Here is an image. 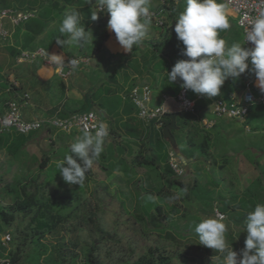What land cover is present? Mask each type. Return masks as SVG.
Returning a JSON list of instances; mask_svg holds the SVG:
<instances>
[{
	"label": "rangeland",
	"instance_id": "1",
	"mask_svg": "<svg viewBox=\"0 0 264 264\" xmlns=\"http://www.w3.org/2000/svg\"><path fill=\"white\" fill-rule=\"evenodd\" d=\"M91 1H93L92 5ZM77 5H80V7L85 6L88 11V16H91V13L95 11L94 7L97 6V0H78L75 6ZM96 10L98 11V8H96ZM105 18L108 17L105 15H100L98 20H104ZM61 21L62 18L58 21L59 26L55 25L53 27V29L56 28L58 33ZM229 21L231 27L226 31L220 32V37L226 41L227 46H231L234 43H242V31L236 26V20L232 15L229 18ZM167 24L170 25L172 22L168 20ZM83 25L87 26L88 28L87 24ZM106 31L110 32L111 36H115L113 32L107 29V22L105 20L103 26H91L93 41H90V43H87L84 47H82L83 49L85 48L84 51H86V56L91 61L89 68H79L75 70L66 80L60 79L57 76L53 77L51 80L52 83H50L54 88L52 89V94L48 91L50 88L49 84L42 85L40 87L42 90L37 92L35 91L32 97L29 96V99L32 98L34 100L37 96L43 93L44 102L50 106L51 104L55 103V101L63 100L64 97H66L65 94L68 90L69 92L72 90L71 87L76 82L74 79L80 80L81 77H83L85 78V84L87 83V80L89 81V85L84 86L85 95L83 96L84 100L82 99L83 101L86 100L85 102H87V105L92 106V101L94 100L92 94H95V97L98 99L100 98L106 101L107 109L119 107L118 101L121 100L120 98L128 97L131 90V87L128 84L130 83L128 81L129 79L125 78L124 75V63L106 64L107 69H104V67L101 69L104 73L100 74L99 70V72L95 74L97 77L91 75V70H97L98 52L96 53V51H98L97 47L103 40ZM160 31L162 30L160 29ZM60 37L64 38L62 35ZM71 47L72 48L69 49L68 55L70 57L77 56L79 47L75 45H72ZM183 48L184 46L182 44L175 46L168 53V56L164 61L165 65L171 68L178 60L187 59L182 55ZM109 63L111 62L109 61ZM154 65L157 66L159 64L155 63ZM29 67L23 65L18 71L22 72L21 76L25 80V85H27V93L28 87L30 85L29 76L32 72L31 68ZM0 76H3V74H0ZM93 79L95 80L93 81ZM124 88L126 89L124 90ZM28 95L30 94L28 93ZM5 97L7 96L0 94V98L3 99ZM35 102L38 108V99H36ZM125 103L129 104L130 102L124 101L122 105ZM95 110H98L100 112L99 115L103 116L104 118L105 116L103 114L107 116L104 111H102L103 113L100 111L99 107H96L94 111ZM136 110L137 109H135L134 112H136ZM32 111H34V109ZM260 111L264 113L263 108H260ZM105 119L109 122L107 117ZM118 120L119 119L111 120V126L115 127V125H118ZM247 121L248 117L246 118L244 124ZM229 123L232 125L233 123L235 125L237 124V122H233V120ZM256 123H258V126H264V116L260 117L258 120H251L247 122L248 128L251 129L252 132H256V135H260L259 138H261V140H264L263 130L255 131L253 129V126ZM189 124H191L192 129L198 128V123ZM189 124L183 123L179 129L174 131V138L176 140L175 147L177 150L174 146L170 147V149H173L176 153L178 152L181 154V151H183L186 146L185 133L188 130ZM52 132H55V130ZM12 134L16 133L12 132ZM38 135L39 133L37 131L32 133L31 137L22 136L21 139L26 140L33 137H38ZM41 135L45 134L43 133ZM81 135L82 133H79V136ZM130 141L131 140L126 136H121L119 139V142L123 143L124 147L125 144ZM115 145L116 141L113 140V151L110 148L106 149L105 141L104 151L101 153L100 157L94 161L91 169L89 170L90 177L95 180L91 179L87 173L89 178L85 179V182L80 186L73 185V188H65L60 186V188L57 183H49L41 190L44 198L57 197L60 195L71 196V207L76 209L75 211L79 213L78 216H71L65 225L59 226L54 233L47 234L42 240L35 243L32 242L33 237L29 228L30 217H24L21 214H16L15 220L10 225L2 224L3 232L1 233V237L6 234L11 236V242L9 245H7V249H13L19 243L25 257L26 255L32 254L35 250L42 246L45 249L44 251H46V254L42 256L41 264H59L62 259L65 260L66 264H70L71 257L75 255L78 256V260L75 264H83L84 254L90 251L92 247L95 248L93 255L96 257L99 264H134L143 254L148 251L149 248L155 247L159 248L164 256L171 258L172 264H210L209 261H216L218 254L203 252L206 247L199 244L198 237L194 233V227L197 222L204 218L215 217L216 212L222 215L225 214V216H231L232 211L230 208H228V205H226L225 202L231 201L232 198L229 197L232 194L229 193L227 196H224V190L214 189L213 185L215 184V180H213V178L207 176L205 173H200L201 175L198 177L199 180H197V184L192 186L188 191V194L190 195L189 199L185 198V193L183 191L174 190L172 193L173 198L171 200L165 199L163 201L162 211L164 217L161 219H155V221H158L157 226H161V229L157 230V232L145 231L146 228L150 229V226L154 224L149 225V219H145L146 222L145 220H141V217L144 218L146 216H138L140 218V223L138 222L137 217L134 215V208L135 205H137V201L135 194L132 192L133 189L131 186L127 185V180L124 176L120 180H116L117 178L114 179L117 166L115 164V158L112 156V154L115 152ZM29 146L30 145H28L27 148L22 151L18 150L19 147L17 148V145H13L10 150L13 152L17 149V151H14L13 153H20V157L32 155L34 156L33 159L38 162V157H40V155H36L37 148ZM128 147L131 149L130 146ZM69 148L70 147L60 146V151L57 154L51 153L49 148L43 150V152L50 154V161L55 163L54 168H57L58 164H56L57 160L55 156L62 155L65 157V155L69 152ZM261 149L262 148H259V154L257 155V158L259 159V168H264V150ZM132 150L133 149L128 152V148L124 149L123 157L126 162H129V153H134ZM39 153L40 152L38 151V154ZM64 157H62V159ZM77 162H79V160H77ZM198 163L201 162L198 160L197 164ZM161 170H163V168ZM137 171V178H144L147 174V171L145 170L137 169ZM150 171L155 174H152V182H163V178L157 177L156 169L150 168L149 172ZM188 171L189 173L186 172L184 176L180 178V181L190 186L193 183L194 174H191L193 171L189 167ZM128 173L131 174V169H129ZM107 175L111 176L109 177V181L106 183L99 182V180H106ZM61 185L66 184L64 182ZM145 185V181H138V186L140 188H144ZM155 201L158 204L161 203V199L158 197H155ZM11 203L12 195L10 194L9 190L0 188V205L4 208H8ZM91 212L93 216H90ZM223 222L227 227L225 238L226 242H228L233 237L235 230L232 228L230 221L224 220ZM147 223L149 225L148 227ZM73 226L76 228L74 231L71 228ZM154 229H156V227ZM165 235H170L171 238H164ZM63 246L65 247L64 251L61 252L62 256H60V259H58L56 250ZM31 259L34 260L33 257H31Z\"/></svg>",
	"mask_w": 264,
	"mask_h": 264
},
{
	"label": "trees",
	"instance_id": "2",
	"mask_svg": "<svg viewBox=\"0 0 264 264\" xmlns=\"http://www.w3.org/2000/svg\"><path fill=\"white\" fill-rule=\"evenodd\" d=\"M77 2L78 0H0V9H12L18 12L32 13L35 16L33 19L28 20L15 29L13 38L16 40V45L0 47V74H3V76H0V94H4L7 96L3 99L0 98V102H7V104L10 102H15L20 108L21 104H23V102L26 100V97H32L35 91H37L38 82L36 81L34 75L29 76L30 85L28 87V93L30 95H28V93L26 92L27 85H25L24 83V78H18V81L15 80L16 83L9 82L8 74L10 72L14 73L16 71H19V69L21 68V66L16 64V58L21 51H34L38 49V47H42V49L47 51L48 49L53 48L54 39L47 37L38 44V36L41 35L44 30L53 26L55 22L58 23V21L63 17L64 11L68 5H73ZM92 4L93 1H91V5ZM164 5H169L172 7L175 6V4L171 2H167ZM94 8L95 11H97V6ZM100 15H105L108 17L106 13H98V18ZM108 18H105L104 20L107 22ZM92 25L101 26L102 22L100 19H97L93 22ZM88 29L89 31H91V28H85L86 31H88ZM71 46L72 45H66L65 47H63V49L65 51H68L72 48ZM175 46L176 41L174 37H170V39L166 42L155 44L153 46V50L160 54H167ZM84 49L79 47L77 56H86V51H84ZM97 49H99V46L97 47ZM97 52L98 51H96V53ZM55 53L57 52L53 50L51 54ZM30 68L32 70L31 73L38 70V62L30 65ZM242 90L244 89L242 88ZM242 90H240L241 92H239V94L243 92ZM253 92L257 94L255 89H253ZM192 93L193 92L189 93L190 98L193 95ZM231 93V90H227L225 92V94L223 95L224 101L230 102ZM92 96L94 99L92 101V106L99 107L101 112L104 111V113L112 118L111 120L119 119L118 125H115V127L111 126V124L108 125L109 135H114V133H117L118 135H120V137L126 136L129 139L135 141L134 143L136 144L138 151L136 153H129V162H126L125 159H120L118 162H115L117 166L116 172L121 170L123 176L127 180V185L131 186V188L133 189L132 192L135 194L137 201V205H135L134 208V215L137 217L138 222L140 223V218L138 216H146L144 218L141 217V220L149 219V225H154L150 226V229L146 228L145 231L157 232V230L161 229V226H157L158 221H155V219H161L162 217H164L162 211L163 201L165 199L171 200L173 198L172 193L174 190L183 191L185 193V198L189 199L190 195L188 194V191L192 186L197 184V180H199L198 177L201 174L200 172H197L196 175L194 174L193 183L188 186L187 184L182 183L180 181V178H176L172 173L168 164V153L171 145L167 140L163 138V129L170 123V121L166 117L161 120V126H158L157 121H143V124L140 126L133 125L132 123L136 120V118H134V115H136L137 113V110L136 112H134V110L137 108L131 103V101V104L125 103L122 105L124 101L122 100V98H120L121 100L118 101L119 107H113L114 109H107L105 100H102L100 98L98 99L97 97H95V94H92ZM85 101H83L82 103L81 99L76 103L75 107L72 110L67 109V104H64L59 110H54L52 114L54 116L52 117L66 119L75 114H82L88 111H92V106L87 105V102ZM211 101H214L213 98L204 99L198 102L195 106V114L179 115L178 117H176L175 123L178 129L183 123H197V114L199 115L201 113L205 114V116L208 115L207 110L211 105ZM163 108L164 116L177 113V110L168 109L165 105H163ZM260 108L263 107L254 106L250 109L248 121L258 120L260 117L264 116V113L260 111ZM25 112L26 110L21 111V113L23 114H25ZM123 116H126L128 118L126 120L127 122L122 123ZM98 118L100 122H108L101 115L100 117L98 115ZM253 129L255 131L264 130V126H258V123H256L253 126ZM54 130L55 129L48 127L41 131L51 132ZM41 131H39L38 133H40ZM174 131L175 130H172L171 134L176 144ZM185 134L186 146L183 151H181V156L184 160H191V163H193L195 167H197L198 164H203L201 159L207 158V155L204 156L200 153L198 157L196 155V147L198 145L196 143V139L202 137L201 135L203 134V130L201 128L192 129L191 124H189L188 130ZM16 135L22 137V135H19L17 133ZM31 135L32 133L27 135V137H31ZM249 137L251 138L252 146H257L258 149L262 148L261 150H264V140H261V138H259L260 135L251 134ZM207 141L208 139L204 138V142L206 144H208ZM44 143H46V141H44ZM200 144L201 143H199V145ZM46 158L48 157H38L39 167H41L40 165L45 163ZM31 159L32 158L29 157L28 161L30 162ZM198 160L201 163L197 164ZM226 161L232 171L231 173H229V178L230 176H232L231 184L235 185L239 192V195L233 197L230 202H225L226 205H228V208L231 209L232 215L225 216L224 214V220L230 221L232 228H234L235 230L233 237L227 243L235 245L238 242L240 244L245 242L246 233L244 232V221L246 214L249 211H252L256 204L264 203V168H259V159L256 156H250L249 162L247 158L243 156H240L239 158H226ZM161 167L163 168V170H161ZM150 168H154L157 170V177L164 179L162 183L152 182V176L155 174L151 171L149 172ZM224 168V166H221V170H224ZM129 169H131V174L128 173ZM137 169L147 171V174L144 178H137ZM39 177L40 174H37L35 178L27 180V183H25L24 187L22 188H4L6 190H9L10 194L12 195V203L8 208H4L0 205V259L6 260L10 264H41L42 256L46 254V251H44L45 249L40 246L39 248L37 247L38 249L35 250L32 254L26 255L24 257L23 250L20 248L19 243L13 249H7V245H9L11 241L6 245H4L1 241V233L3 232L2 224L10 225L15 220L16 214H21L24 217H30L29 228L33 237L32 242L37 243L38 241L42 240L47 234L54 233L59 226L65 225L66 222L71 218V216H78L79 214L75 211L76 209L71 207L72 197L69 195L44 198L41 190L47 184H49V181L37 183V179ZM140 180L146 182L144 188H140L141 185L140 187L138 186V181ZM148 195H151L154 198H160L161 203L158 204L156 201H148ZM90 216H93L92 212L90 213ZM149 225L147 223V227ZM155 227L156 229H154ZM71 228L73 231L76 230L74 226ZM100 232L103 233L102 231ZM168 237L171 238L170 235L164 236V238ZM242 246V248H244L245 244H242ZM64 248L65 247L63 246L56 250L58 259H60V256H62L61 252L64 251ZM94 249L95 248L92 247L90 251L84 254V264H99L96 257L93 255ZM207 251H210L213 254H217L212 249H208ZM31 257H33L34 260H32ZM77 260L78 256L75 255L71 257L70 264H75ZM59 264H66V262L64 259H62ZM134 264H172V260L171 258L164 256L161 250L155 247L149 248L148 251L143 254Z\"/></svg>",
	"mask_w": 264,
	"mask_h": 264
},
{
	"label": "crops",
	"instance_id": "3",
	"mask_svg": "<svg viewBox=\"0 0 264 264\" xmlns=\"http://www.w3.org/2000/svg\"><path fill=\"white\" fill-rule=\"evenodd\" d=\"M218 3H220L218 1ZM68 5L64 11V14L66 12H69L70 10L76 9L82 14V23L87 24L89 28H91L93 24V20L91 19V16H88V11L85 6L80 7V5L75 6ZM184 1L181 2L178 5H175L174 7L169 5H163L160 3L159 0H150V10L155 12L162 20L163 24L162 26H157L153 23H150L148 27V33L144 41L138 45L134 46V49L130 53H126L123 51V49L119 46L118 42L115 39V36H111L110 32H105V36L101 43L99 44L98 49V66L97 70H91L92 74L97 77V74L100 70V74L104 73L103 70H101L103 67L104 69L106 67V64H115V63H124L125 69L124 75L125 78H128V83L131 87V89L138 87V86H148L151 91V100H150V107H158L161 105H165L168 109H174L177 110V103H176V96L181 90L180 82H174L170 85V82L167 79V72L171 71V68L165 65L164 61L166 60L167 54H160L153 50V46L155 44H158L160 42H166L170 39V37H174L176 41V46L179 44H182L181 41L177 39L176 33L174 31L175 26V20L177 19L179 13L183 11L184 9ZM225 12L228 16V19L231 17V15L236 20V26H237V18L229 12L225 8ZM63 19V17H62ZM101 20V19H100ZM171 21L172 24L168 25L167 21ZM103 21V22H102ZM102 25L104 24V20H101ZM59 26L57 22L54 23V25ZM53 26L49 27L48 29L44 30L41 35L38 36V44L41 42L44 38H51L54 39L53 48L48 49L47 53L48 55H52V51L55 50L57 53L56 55H62L64 60L72 57H68V51H65L61 46H58L56 44V39L61 36V34L58 33V31L53 29ZM85 26V25H84ZM87 26H85L86 28ZM238 27V26H237ZM239 28V27H238ZM160 29L162 31H160ZM15 33V30L11 34L10 38L6 41L0 42V47L3 46H14L16 45V40L13 38V35ZM63 37V36H62ZM66 38V37H65ZM64 39V38H59ZM91 39L88 43H90ZM93 41V40H92ZM243 43V40H242ZM183 45V44H182ZM57 46V47H56ZM243 47L244 44H243ZM42 48V47H38ZM46 51V50H45ZM78 57V56H77ZM87 57V56H83ZM109 61L111 63H109ZM155 63L159 65H154ZM163 63V64H160ZM26 66H30L29 64H24ZM23 66V65H19ZM160 66V67H159ZM90 67V66H89ZM87 67V68H89ZM30 68V67H29ZM22 72H14L9 73V82H15V80L18 81V78H22L21 76ZM34 75L36 78V81L38 82V89L37 91L42 90L40 87L42 85H50V88L48 89L49 93H53L52 89H54L50 83L53 77H56L53 70L45 65H42L41 63H38V70H36L33 73H30V76ZM123 75V76H124ZM5 76V75H4ZM19 79V80H20ZM66 80V79H65ZM85 78L81 77V79H74L76 81L73 86L71 87L72 90L64 94L66 97H64L63 100L55 101V103L51 104L50 106L44 102L43 99V93L40 94L42 96L38 95L34 100L29 97H26V100L21 104L20 110H26L25 114L22 116L24 120L30 121L34 120L35 118L38 119H47L52 118V115L54 110H59L64 104H67V109L72 110L76 103L79 102L81 99H83V96L85 95L84 86L89 85V81L87 80V83H84ZM95 79H93L94 81ZM16 83V82H15ZM92 83V82H91ZM93 84V83H92ZM242 88L244 90H242ZM126 88H124L125 90ZM251 90L253 92V89L256 90L258 94L259 87L256 83V77L255 74L249 70H246L245 73H243L238 79H226L223 86L220 89V94L216 97H212L213 100H223V95L227 90H231L232 93L230 95V101L233 100H239L241 97V94L245 90ZM243 92L239 94V92ZM36 91V92H37ZM191 92V91H190ZM254 93V92H253ZM125 94V93H124ZM176 94V96H175ZM192 97L194 98L195 94L192 93ZM175 96V97H174ZM38 99V108L35 104V100ZM208 99V98H204ZM203 99V100H204ZM123 101H129V97H122ZM83 101V100H82ZM212 102V101H211ZM226 102V101H225ZM7 108V102H0V115L4 114ZM34 109V111H32ZM95 106L92 107V111L98 116L99 111L95 110ZM212 106L210 105L207 112L208 115L205 116V114H197L196 120L198 123V128H201L203 130L202 137L196 139V143L198 144L196 147V155L198 157L199 153L201 155L206 156L207 158L201 159L203 164H198L197 167H195L194 164H191V160H184L180 153L174 152V150L169 149V151H173L177 157L179 158L182 166L185 168V171L189 173L188 167L193 171L191 174H195L197 172L205 173L207 176L213 178L214 181V189L215 190H224V196H227L229 193V198H233L235 196L239 195V192L235 185L231 184L232 176L229 178V173H231L230 166L227 164L226 158H239L240 156H243L247 158L249 162L250 156H256L259 154V149L257 146H252L251 144V138L249 137L251 134H255L256 132H252L251 129L248 128L247 122L244 124V122H239L236 120H233V122H237L235 125L233 123L230 124L229 122L232 120H227V118H220L215 119L211 114ZM178 113V112H177ZM175 114V113H174ZM195 114V113H194ZM104 115V114H103ZM105 118L109 120V122L106 123L108 126L111 124V119L109 115H104ZM100 117V115H99ZM110 119H109V118ZM134 118L136 120L132 123L133 125H142L143 120L141 121L137 113L134 115ZM128 118L126 116L122 117V120L124 122H127ZM146 122V121H144ZM243 125H242V124ZM176 125V123H175ZM242 125V126H241ZM134 128V127H132ZM243 128V130H242ZM178 127L176 126L177 130ZM242 133H241V131ZM45 135H41V134ZM117 133H114V135H109L105 141H106V149L110 148L112 150V141H116L115 152H113L112 156L115 158V162H118L120 159H124L123 157V151L124 149L128 148V152L132 151L136 153L138 151L136 144L134 143L132 139L131 141L125 144V147L123 146V143L119 142V139L121 138L120 135H116ZM40 135V136H39ZM38 137L29 138L26 140L21 139L20 136L12 133H6L0 136V188H22L24 187L25 183H27V180L31 178H35L37 174H40V177L37 179V183H42L44 181H49L50 184L57 183L59 187H68L73 188V185L69 186L61 185L64 183V180L62 179L59 168H54V164L52 161H50V157L47 152H43V150L49 148L51 150V153L57 154L60 151V146H66L70 147L73 141L79 137V132H74L69 135L60 134L59 132H47V131H41L39 133ZM202 138V139H201ZM204 138H207L208 141L206 144L204 142ZM46 141V143H44ZM118 142V144H117ZM199 143H201L199 145ZM13 145H17L18 150L24 151L28 145L29 147H36V155H40L41 157H48L46 158L45 163L38 166V162H36L34 156L27 155L20 157V153H13L10 150V148ZM171 147H175L174 144H170ZM131 149H129V147ZM45 147V148H43ZM177 150V148L175 147ZM38 151L40 152L38 154ZM113 151V150H112ZM28 157H31V161H28ZM62 157L60 155H56V164H58L60 161H62ZM204 160V161H203ZM79 163V162H78ZM53 164V165H52ZM221 166H224V170H221ZM106 170V169H105ZM90 177V171L87 172ZM108 173V172H107ZM218 173V174H217ZM86 174V179L89 178ZM109 177L107 175L106 180H99V182L106 183L109 181ZM123 177L122 171H118L115 174L116 180H120ZM224 177V178H223ZM93 179L92 177H90ZM95 180V179H93ZM60 187V188H61ZM229 247L231 246L233 251L237 252L238 257L241 249H243L242 244L244 243H237V244H231L227 243ZM209 248H205L203 252H208ZM210 250V249H209ZM210 252V251H209ZM210 264H218V261L210 262ZM199 264V263H198Z\"/></svg>",
	"mask_w": 264,
	"mask_h": 264
},
{
	"label": "clouds",
	"instance_id": "4",
	"mask_svg": "<svg viewBox=\"0 0 264 264\" xmlns=\"http://www.w3.org/2000/svg\"><path fill=\"white\" fill-rule=\"evenodd\" d=\"M184 9L175 20L174 31L184 48L182 55L187 59L178 60L167 72L170 85L179 81L180 87L206 98L216 97L226 79H238L246 70L255 74L257 86L264 92V8L252 19L245 29L243 43L227 46L220 32L231 25L225 6L218 0H184ZM98 11L91 13L93 21L98 13L108 15L107 29L124 52L130 53L147 36L151 23L150 0H97ZM59 33L64 39H56L62 48L66 45L84 47L92 42L91 31H86L82 16L76 9L66 12ZM66 37V38H65ZM251 47H242L249 43ZM54 65L68 66L75 71L80 61L76 58L64 62L62 55H48ZM109 136L106 123L99 122L95 131L82 130L70 145L68 154L57 165L66 184L82 185L86 174L104 151L105 138ZM79 160V163L77 162ZM147 200L155 202L151 195ZM222 214L208 217L195 224L194 233L199 244L212 249L218 264H264V203L255 205L245 217V246L239 253L227 244Z\"/></svg>",
	"mask_w": 264,
	"mask_h": 264
},
{
	"label": "built area",
	"instance_id": "5",
	"mask_svg": "<svg viewBox=\"0 0 264 264\" xmlns=\"http://www.w3.org/2000/svg\"><path fill=\"white\" fill-rule=\"evenodd\" d=\"M161 4L171 2L175 5L180 4L183 0H159ZM225 8L234 14L237 18V26L245 37V29L250 25L252 19L258 14L261 8H264V0H218ZM151 12V23L162 26L161 18L153 11ZM35 16L32 13L18 12L12 9H0V42L10 38L13 31L21 24L33 19ZM245 47H251L250 42L244 44ZM47 51L38 48L34 51H21L16 58L17 65L41 63L50 67L54 74L60 79H67L74 72L68 66L61 68L54 65L46 56ZM48 54V53H47ZM80 61L79 68H87L90 66L88 57L78 56L72 57ZM64 60L65 63L69 59ZM76 69V70H77ZM258 94L247 89L242 94L239 100H231L225 102L223 100H214L211 102V114L215 119L227 118L244 122L249 115L250 109L254 106L264 108V92L258 89ZM190 90L182 89L176 96L177 112L180 115H188L195 113V106L202 101L203 96L196 95L194 98L189 97ZM129 99L138 110V116L143 121H157L158 126H161V120L164 116L163 105L158 107H150L151 91L148 86H138L131 90ZM100 122L98 116L93 111H88L82 114H75L66 119L56 117L47 119H34L26 121L23 119L21 110L15 102L7 104L4 114L0 115V136L5 133L15 132L22 136H27L34 132H39L48 127L55 129L57 132L69 135L74 132L82 133V130L95 131L97 124ZM264 132V130H263ZM168 164L172 173L176 178H182L186 173L179 158L173 151L168 153ZM218 212H216L217 215ZM224 217V215H223ZM225 219V218H224ZM4 245L11 241L9 234L1 237ZM239 259V257H238ZM0 264H10L6 260L0 259ZM84 264V263H83Z\"/></svg>",
	"mask_w": 264,
	"mask_h": 264
},
{
	"label": "water",
	"instance_id": "6",
	"mask_svg": "<svg viewBox=\"0 0 264 264\" xmlns=\"http://www.w3.org/2000/svg\"><path fill=\"white\" fill-rule=\"evenodd\" d=\"M179 115H180L179 113H175L165 116L170 121V123L166 125L163 129V138L167 140L170 144H174V139L171 134V131L176 129L175 119Z\"/></svg>",
	"mask_w": 264,
	"mask_h": 264
}]
</instances>
